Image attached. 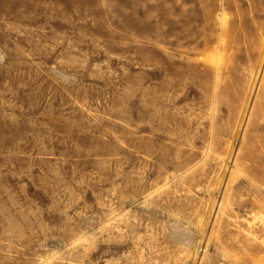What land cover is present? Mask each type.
<instances>
[{"label": "rangeland", "instance_id": "obj_1", "mask_svg": "<svg viewBox=\"0 0 264 264\" xmlns=\"http://www.w3.org/2000/svg\"><path fill=\"white\" fill-rule=\"evenodd\" d=\"M0 264H264V0H0Z\"/></svg>", "mask_w": 264, "mask_h": 264}]
</instances>
